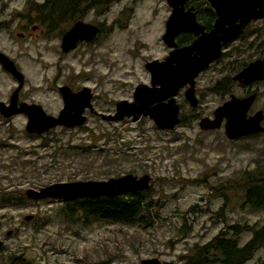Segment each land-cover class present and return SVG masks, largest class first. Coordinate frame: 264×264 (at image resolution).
Masks as SVG:
<instances>
[{
	"label": "rangeland",
	"instance_id": "1",
	"mask_svg": "<svg viewBox=\"0 0 264 264\" xmlns=\"http://www.w3.org/2000/svg\"><path fill=\"white\" fill-rule=\"evenodd\" d=\"M30 1L0 0V51L24 75L20 98L47 113L61 106L54 88L60 83L90 87L98 111L109 113L116 100L130 97L138 82L147 81L144 64L167 54L161 40L169 12L165 0H112L107 11L89 9L78 19L101 23V31L69 55L62 54L59 35L72 20L54 31L29 23V15L35 17ZM258 24L251 23V29ZM239 49L198 79L197 107L182 94L177 97L185 119L170 130L157 128L147 117L108 122L91 116L84 127L30 135L23 114L0 115V201L9 199L0 202V264H136L152 257L179 263L194 245L208 242L228 225L264 224V210L243 205L244 189L221 192L227 180L233 183L243 171L264 167V135L233 140L223 124L214 130L198 125L202 115L228 97L211 87L229 74ZM16 85L0 68V99L7 101ZM231 92L243 94L235 85ZM125 173L151 177L148 191L159 203V217L150 227L72 222L62 200L24 194L52 182L107 180ZM127 192L132 191L119 193ZM250 237V232L241 233L240 245ZM243 264H264L263 249Z\"/></svg>",
	"mask_w": 264,
	"mask_h": 264
},
{
	"label": "water",
	"instance_id": "2",
	"mask_svg": "<svg viewBox=\"0 0 264 264\" xmlns=\"http://www.w3.org/2000/svg\"><path fill=\"white\" fill-rule=\"evenodd\" d=\"M186 1L166 0L172 11L162 39L173 50L163 61L152 60L145 63V68L151 73V85H137L134 89V101L118 102L114 114H100L103 120L116 121L131 115L133 120H136L140 116H148L157 128L173 129L180 122L179 107L174 99L177 89L189 84L185 98L195 106L198 100L194 95L193 85L198 73L220 56L222 43L232 40L250 19L264 16V0H207L215 9L217 17L214 28L206 33L196 22L191 8L183 11ZM94 27L81 20L76 21L64 32L60 43L61 50L73 49L78 40H93L97 34V28ZM179 31H193L200 35L191 44L178 48L174 39ZM0 65L17 83L7 103L0 99V115L8 118L19 112L24 113L27 117L25 124L27 133L42 134L55 126L62 125L69 128L86 121V116L83 114L84 107L88 105L92 110L89 104L92 96L89 87L84 86L80 91L72 93L68 86H61L59 89L64 99V109L57 116H52L48 115L39 104L18 102L19 92L24 85V75L14 61L2 51H0ZM262 78H264V58L261 61L250 62L233 77V80L247 84ZM254 97L255 93L242 98L231 95L229 100L214 109L212 118L202 117L199 120L200 129H218L224 120V133L229 139L258 132L264 133V126L260 125L262 118L260 112L247 116ZM150 180L151 177L147 174L141 177L126 174L110 177L107 180L60 181L39 188H27L24 194L29 199L54 197L64 200L83 196H111L126 190L132 192L148 190L151 186ZM30 218L31 216L25 217L26 220ZM136 264H163V262L157 257H152L141 259Z\"/></svg>",
	"mask_w": 264,
	"mask_h": 264
},
{
	"label": "trees",
	"instance_id": "3",
	"mask_svg": "<svg viewBox=\"0 0 264 264\" xmlns=\"http://www.w3.org/2000/svg\"><path fill=\"white\" fill-rule=\"evenodd\" d=\"M112 0H43L38 2L31 0L29 10L35 17L29 15V23L33 21L47 31H54L68 24L71 20L83 17L89 9L98 12L110 7ZM108 7V8H107ZM106 10V11H107ZM19 17L22 14L19 13ZM46 34V33H45ZM227 80L215 85L216 90H223ZM256 170H245L237 181L230 183L227 180L222 183V195L232 189H244L243 205L251 209L264 210V167H255ZM209 184V183H208ZM206 184L207 187L211 185ZM216 186L214 189L216 190ZM9 199L0 201L2 204ZM65 202V217L72 222L83 224L107 221L121 223L128 226L150 227L159 217L156 210L158 201L153 202L148 190H138L113 196H96L77 198ZM225 208V205L222 209ZM250 232L251 237L240 245L241 233ZM260 249L264 251V224L260 226L248 224H235L226 226L212 239L201 245H194L192 251L184 255L181 264H243ZM20 264H31L29 261H21ZM33 264V263H32ZM163 264H178L163 262Z\"/></svg>",
	"mask_w": 264,
	"mask_h": 264
},
{
	"label": "flooded vegetation",
	"instance_id": "4",
	"mask_svg": "<svg viewBox=\"0 0 264 264\" xmlns=\"http://www.w3.org/2000/svg\"><path fill=\"white\" fill-rule=\"evenodd\" d=\"M166 2V0H165ZM166 5L169 7V12L168 14L165 16V18L163 19V29H164V32L163 34L165 33V29H166V23H167V20L171 14V11H172V7H170L167 2H166ZM191 8V12L194 13V17H195V20L196 22L203 28V32H209L211 29L214 28V23H215V20H216V11L215 9L212 7L211 3L208 2L207 0H187L184 4V9L183 11L185 12L187 9ZM90 10H94V9H90ZM89 11V10H88ZM87 14V13H86ZM85 14V15H86ZM84 15V16H85ZM83 16V17H84ZM82 17V18H83ZM78 20H81L85 23H89V24H92L94 25L96 28H97V34L96 36L93 38V40H95L98 36V34L100 33L101 31V23H93V22H88V21H84L82 19H74L72 20V22L69 24L68 28L65 29L59 36H60V43H61V38L64 34L65 31H67L76 21ZM254 22H259L258 25H256L254 27V29H251V23H254ZM264 26V16H260V18H256V19H250L245 25L244 27L242 28L241 32H238L232 40L226 42V43H222L221 45V49H220V56L216 59H214L212 62L208 63V65L206 66L205 69H203L202 71H200L198 73V75L195 77L194 79V95L195 97L197 98V104L195 106H193L192 104H190V101H188L186 98H185V92L186 90L190 87L189 84H185L181 87H179L177 89V91L175 92L174 94V99H175V103L178 105L179 107V111H178V117L180 118V122H184V119H185V116L182 115L181 113V104L177 101V97L182 94L183 96V99L185 102H188L189 105L191 107H197L199 105V102H200V99L198 98V88H197V81L198 79L204 75L207 71H209V69H211L213 66H216L222 59H226L228 58L229 56L232 57L233 54H232V51L234 49H239L237 51L238 53V56L233 58V61H232V65L228 68L229 69V74L227 73L226 75L222 76L221 78L217 79L215 81V83L212 85L211 87V90L213 92H220V93H229L228 97L225 98L220 104H218L217 106L221 105L223 102H225L226 100H229L231 95H234L236 97H239V98H242V97H245V96H248L252 93H255V97H254V100L250 106V108L248 109V112H247V116H250L256 112H260V114L262 115V118L260 120V125L261 126H264V78L262 79H258V80H254L252 82H249L247 84H243V83H240L236 80H233V77L239 73V71H241L245 66H247L250 62L252 61H255V60H263L264 58V28H261ZM94 27V28H95ZM250 27V29H249ZM31 30L34 31V26L32 25L31 26ZM163 34L161 35V40L162 42L164 43V45L167 47L168 51H167V54L164 56L163 59H153V60H158V61H163L165 60V58L168 56L169 52L171 50H173L172 47H168L166 45V43L164 42V40L162 39V36ZM200 34H196L194 33L193 31H179L177 32L176 36H175V42L177 44V47L180 48V47H183V46H187L189 44L192 43V41L194 39H196ZM23 36V34L21 35ZM93 40H90V41H86V40H78L75 47L73 49H70L68 51H62L61 48V52L63 55H69V53L73 52L75 49H77L80 45L84 44V43H92ZM242 40L244 42H246L245 45H243L242 43ZM152 61V60H151ZM149 62V61H147ZM146 62V63H147ZM15 63V62H14ZM16 65V64H15ZM17 67V66H16ZM144 67H145V64H144ZM0 68L3 69L0 65ZM146 69V68H145ZM219 69V66H216L214 67L212 70H217ZM147 70V69H146ZM5 71V70H4ZM148 71V70H147ZM6 72V71H5ZM8 73V72H7ZM148 79L147 81H144V82H138L134 87H133V91L131 93V96L128 97V98H122V99H118L116 100L114 103H113V109L109 112V113H105V114H114L115 111H116V104L120 101H127L128 103H131L134 101V89L137 85L139 84H143V85H151V73L148 71ZM11 76V75H10ZM12 77V76H11ZM13 78V77H12ZM226 79L227 82H226V85H223L221 87H223V90H216L215 89V85L218 83L221 85V81ZM16 81V80H15ZM68 86L70 91L72 93H76L78 91H80L82 89V87L80 88H73L71 87L70 85L68 84H65V83H60L58 85H56V90L59 94V97H60V100H61V106L59 107V109L57 110L56 113H47L44 109V111L48 114V115H52V116H57L59 114V112H61L63 109H64V99H63V96L60 92V87L61 86ZM233 85L237 86L239 89H241L243 91V94H240V95H237V94H234L231 92V89L233 87ZM85 87H88V86H85ZM90 89V94L92 95L90 100H89V104L92 106V110L89 108V106H85L84 107V111H83V114L86 116V121L83 123V124H80V125H75V126H72V127H69V128H73V127H84V125L87 123V121L89 120V118L91 116H94V117H99L101 120H103L100 116L101 113H104V112H99L98 109L96 108V106L94 105V92H93V89ZM13 91V90H12ZM65 92V91H64ZM11 94V93H10ZM68 94V93H67ZM10 96V95H9ZM9 99V97H8ZM2 100V99H1ZM4 101V100H3ZM21 101H25V102H28V103H35L34 101H26L24 99H21L20 98V95L18 96V102H21ZM5 103L8 102L7 101H4ZM69 102V101H68ZM74 102V101H73ZM72 102V103H73ZM85 102V101H84ZM80 103V101H79ZM35 104H38V103H35ZM40 105V104H39ZM80 106V105H79ZM189 106V107H190ZM216 106V107H217ZM83 107V106H82ZM190 107V108H191ZM215 107V108H216ZM43 108V107H42ZM214 108V109H215ZM78 109V108H77ZM214 109L211 111L210 114H204L202 115V117H210L212 118L213 117V111ZM95 111L97 113H95ZM21 114H23L26 117V115L22 112H19ZM11 117V116H10ZM133 115L131 116H124L123 119H118L116 121H108V122H119V121H123L125 119H131L132 121H139L141 117H147L149 118L148 116H140L138 119L136 120H133ZM200 117V119L202 118ZM150 119V118H149ZM151 120V119H150ZM103 121H106V120H103ZM152 121V120H151ZM153 122V121H152ZM179 122V123H180ZM178 123V124H179ZM224 123V120L222 122V124ZM154 124V123H153ZM177 124V125H178ZM56 127H65V126H55L53 127L56 128ZM65 128H68V127H65ZM52 129V128H51ZM214 130V129H213ZM30 135H34V133H31ZM253 135H264L263 132H258L256 134H253ZM249 136H252V135H249ZM247 137V136H245ZM244 138V137H242ZM241 139V138H240ZM126 174H133V173H125V174H122L120 176H123V175H126ZM135 175V174H133ZM139 176V175H137ZM150 183H151V180H150ZM150 189V188H149ZM148 189V190H149ZM136 192V191H135ZM120 194V193H119ZM116 195V194H114ZM113 196V195H112ZM110 197V196H108ZM77 198H84L83 197H77ZM75 198V199H77ZM55 199H60V198H55ZM75 199H71V200H75ZM62 201H69V200H64V199H60ZM8 234V232L6 233ZM2 245H3V242H2ZM2 247V246H1ZM184 260V256L181 257L180 261L178 264H181L182 261Z\"/></svg>",
	"mask_w": 264,
	"mask_h": 264
},
{
	"label": "bare ground",
	"instance_id": "5",
	"mask_svg": "<svg viewBox=\"0 0 264 264\" xmlns=\"http://www.w3.org/2000/svg\"><path fill=\"white\" fill-rule=\"evenodd\" d=\"M260 18V17H259ZM242 137H245V136H241V137H238V138H236V139H233V140H237V139H240V138H242ZM42 199H55L54 197H46V198H42Z\"/></svg>",
	"mask_w": 264,
	"mask_h": 264
}]
</instances>
